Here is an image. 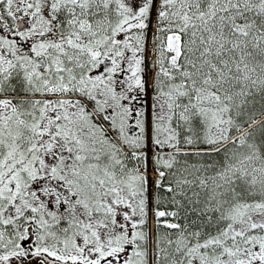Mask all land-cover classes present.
<instances>
[{
  "label": "snow or ice",
  "instance_id": "obj_1",
  "mask_svg": "<svg viewBox=\"0 0 264 264\" xmlns=\"http://www.w3.org/2000/svg\"><path fill=\"white\" fill-rule=\"evenodd\" d=\"M0 264H264V0H0Z\"/></svg>",
  "mask_w": 264,
  "mask_h": 264
}]
</instances>
